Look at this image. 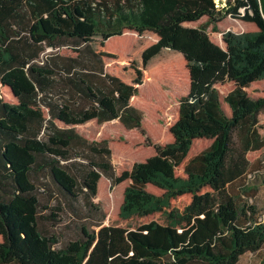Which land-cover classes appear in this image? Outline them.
<instances>
[{"label": "trees", "instance_id": "1", "mask_svg": "<svg viewBox=\"0 0 264 264\" xmlns=\"http://www.w3.org/2000/svg\"><path fill=\"white\" fill-rule=\"evenodd\" d=\"M263 156L264 0H0V264H237L264 248ZM81 194L99 216L58 248L40 221Z\"/></svg>", "mask_w": 264, "mask_h": 264}, {"label": "rangeland", "instance_id": "2", "mask_svg": "<svg viewBox=\"0 0 264 264\" xmlns=\"http://www.w3.org/2000/svg\"><path fill=\"white\" fill-rule=\"evenodd\" d=\"M218 3H221L225 0H216ZM49 50H51L49 48ZM146 90V97L155 102L159 103L162 110L164 111V115H161L159 120H163L164 122H170L177 118L176 110L173 108L172 105L167 103L164 99V96L158 92L154 88H145ZM156 117H152L148 121V125L150 126V133L155 138H160L164 133V128L159 127L157 125ZM119 130V127L116 125H99L97 123H89L84 126L83 131L88 134L92 138H104L111 134V132H116ZM127 150H129V154H127V158L123 161L122 158L115 159V163H121L122 165L129 167L134 160L135 154L144 150L137 148L135 146L128 145ZM152 149H150L144 155L137 157L138 159H144L147 155L151 154ZM44 182L50 183L48 179H45ZM257 182V181H255ZM256 184V183H254ZM125 185H119L115 187H111L110 182L105 180V188L103 195L98 197V200L101 201L113 214H117L119 212L120 205L123 201V192H124ZM254 195V197H253ZM248 198H253V203H257L258 208L264 212V186H260L251 196L250 192L246 195ZM245 199V197H244ZM79 202L75 203L74 208L69 207L66 203H62L63 210L57 211L55 213L57 216L52 219H44L40 221V227L43 232H47L49 234H54L59 242L57 247H62L67 241L70 239H74L77 237L80 227L82 224H87L91 226L93 221H96L99 213L93 210H87L85 207V199L84 196L81 194L79 196ZM246 200V199H245ZM51 214L50 212H46L45 215ZM133 221V220H132ZM129 221V222H132ZM125 223L128 221H124ZM128 222V223H129ZM237 264H264V248L256 253H245L239 260Z\"/></svg>", "mask_w": 264, "mask_h": 264}, {"label": "crops", "instance_id": "3", "mask_svg": "<svg viewBox=\"0 0 264 264\" xmlns=\"http://www.w3.org/2000/svg\"><path fill=\"white\" fill-rule=\"evenodd\" d=\"M258 162H264V156L261 157L260 160H259ZM260 186H264V184H262V183H261V180L259 179V180L257 181V183H256L255 185H252V187H251L250 190H249L251 196H252V194H253V193H254V192H255ZM253 197H254V195H253ZM251 198H252V197H251ZM252 200H253V198H252ZM256 205H257V203H256ZM257 206H258V205H257ZM259 214L264 215V212H262V210L259 209Z\"/></svg>", "mask_w": 264, "mask_h": 264}]
</instances>
